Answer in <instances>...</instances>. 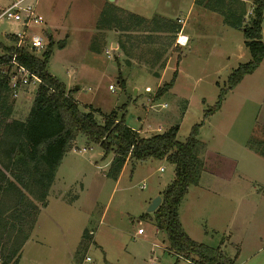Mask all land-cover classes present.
I'll use <instances>...</instances> for the list:
<instances>
[{"label": "rangeland", "instance_id": "obj_1", "mask_svg": "<svg viewBox=\"0 0 264 264\" xmlns=\"http://www.w3.org/2000/svg\"><path fill=\"white\" fill-rule=\"evenodd\" d=\"M120 1L116 9L150 17L145 20L154 24L178 27L177 18L183 19L188 46H175L160 64H127L116 45L110 46L116 37L97 31L106 0H36L43 25L31 31L43 38L44 48L51 43L48 72L71 91L80 111L95 110L99 123L114 111L141 136L176 126L179 142L198 125L205 167L200 186H190L179 204L181 226L192 240L219 247L235 264H264V157L247 146L249 140L264 145V57L227 91L221 108L204 117L227 89L231 72L250 60L242 31L224 20L231 15L224 18L217 8L192 0ZM245 3L248 22L254 6L252 0ZM17 30V24L0 21V42L13 45L10 34ZM174 73L173 87L156 96ZM33 95L26 88L10 98L14 118H25ZM111 159L85 135H76L57 167L47 205L18 251V264H195L169 251L146 205L153 191L162 192L173 180L174 165L156 158L128 161L114 180L107 176Z\"/></svg>", "mask_w": 264, "mask_h": 264}, {"label": "trees", "instance_id": "obj_2", "mask_svg": "<svg viewBox=\"0 0 264 264\" xmlns=\"http://www.w3.org/2000/svg\"><path fill=\"white\" fill-rule=\"evenodd\" d=\"M195 2L217 8L224 18L231 15L229 21L224 20L229 26L242 31L244 45L250 55L248 62L239 64L231 72L227 89L220 90L214 106L204 113L206 117L221 108L227 91L251 74L264 57V42L261 40L264 0L252 1L254 7L248 22L244 21V16L235 14L241 9V2H230L227 15L224 0ZM107 9L104 11L112 9L110 3H107ZM117 18L120 28L121 18ZM153 25L157 26L136 14L125 13L122 36L129 43V50L135 49L139 53L138 60H145V52L153 54L150 50L145 51V44L152 37L145 31L150 26L152 29ZM158 27L164 33L168 29L176 32L179 28L174 25L169 28L164 22H160ZM115 28L119 30L117 25ZM11 38L13 45L8 47L0 42V49L3 50L0 55V264H18V251L30 236L41 209L47 205V195L57 167L79 133L98 144L104 156H112L107 176L114 180L128 161L136 163L156 158L173 164L174 178L161 192V203L152 212L157 230L166 235L169 251L195 264H235L234 259L224 256L219 247L213 248L192 240L179 220V204L189 187L198 184L205 167L203 154L206 146L197 139L198 125L193 127L184 142H179L176 126L162 133L141 136L126 125L124 115L117 118L114 111L104 115L102 123H99L94 116L95 110L80 111L71 91L48 72L51 43L39 57L27 48L16 47V38ZM166 39L169 38L164 37ZM13 57L40 79L24 119L12 116V97L5 70ZM175 75L157 89L156 96L172 87ZM120 82L124 84L122 79ZM259 143L249 140L247 146L264 157V145Z\"/></svg>", "mask_w": 264, "mask_h": 264}, {"label": "built area", "instance_id": "obj_3", "mask_svg": "<svg viewBox=\"0 0 264 264\" xmlns=\"http://www.w3.org/2000/svg\"><path fill=\"white\" fill-rule=\"evenodd\" d=\"M6 1L5 4H0V21L8 20L20 27V30L10 34L16 38L15 46L24 47L33 52L42 51L44 49L43 38L31 31L34 26L43 25V17L37 10L36 0ZM177 22L181 23L182 26L184 24V20L180 18ZM175 43L179 46L187 44V36L182 33V28L176 37ZM5 74L13 99L18 98L20 93L26 88H30V91L34 93L40 83L39 77L18 63L14 57L9 62V65H7ZM109 89L113 90V87L109 86ZM161 106L165 107V104ZM157 130H160V128H157ZM136 131L138 132V130ZM86 260H89V258L87 257Z\"/></svg>", "mask_w": 264, "mask_h": 264}, {"label": "crops", "instance_id": "obj_4", "mask_svg": "<svg viewBox=\"0 0 264 264\" xmlns=\"http://www.w3.org/2000/svg\"><path fill=\"white\" fill-rule=\"evenodd\" d=\"M192 1H194V3L197 4L195 2V0H192ZM224 1H226V3H227V5L225 6V10L229 9V3L230 2H233V1L241 2V9H239L237 11V13H235V14L237 16H241V15L245 16L244 13H245V8H246V3H245L246 0H224ZM117 2H118V0H113V2H109L108 0H106V5H107V3L108 4L110 3L112 9H110L109 12H105L104 11L105 9L100 11V14H99V16H100V18H99L100 19V21H99L100 27H98L97 31H99V32L109 31L112 33V38H113V35L116 37L115 41H110V46L113 47L114 45H116V48L114 50L115 53H117L118 55H122L127 64H131V65L138 64V65H142V66H151V65H155V64H160L162 62L161 60H164V58L167 55L171 56V50L175 46L176 47H183V46L176 45L175 40H176V37H177L181 28H182V33L184 34V24H183V26L181 24V26H179V28H177V30L175 29L176 32H174V29L173 30L168 29V31H166V33H164V32H161L159 27H158L160 22H157L156 27L153 25V27L151 29V26H150V28L145 31V34L152 35V37L150 39H148L147 43L145 44V51L150 50V51H152L151 53H153L152 55H150L149 53L145 52V54L152 56L153 58H156V60H154L153 64H151L152 62L147 60L148 57L145 60L144 59H139V60L136 59L138 57V55H137L138 53L137 52L135 53V51H133V50H131V51L129 50V47H130L129 43H126L125 38L122 36V32H124L123 29L125 28V13L130 12V11L125 9V8L116 9L115 7L118 5ZM119 2H121V1L119 0ZM114 3H116V4H114ZM202 7H204V6H202ZM117 17L121 18L120 19V21H121L120 28H119V24L117 22L118 21ZM145 18H150V17H145ZM178 19L179 18H177V20ZM115 25H117V27L119 28L120 31L117 28H115ZM51 27H52L51 25H49L47 27L48 33H50V31H52ZM185 36H187V35H185ZM164 37L165 38L168 37L169 39L164 40ZM189 40L190 39L187 36V44L184 47L188 46ZM133 59H136V60L134 61ZM172 87H173V85H172ZM77 88L78 87H76V89ZM135 93H136V90H135ZM134 130L139 131V129H134ZM210 173H211V175L214 176L216 171L209 172V174ZM215 176H217V175H215ZM201 177H202V175H201ZM201 177H200L199 183L201 181ZM199 183H198V186H200ZM160 192L161 191H159V190L153 191L148 196V200L146 202V205L150 204L152 199L155 198L157 195H160L161 194ZM141 216H143V215H141Z\"/></svg>", "mask_w": 264, "mask_h": 264}, {"label": "water", "instance_id": "obj_5", "mask_svg": "<svg viewBox=\"0 0 264 264\" xmlns=\"http://www.w3.org/2000/svg\"><path fill=\"white\" fill-rule=\"evenodd\" d=\"M108 1L113 2V0H108ZM160 203H161V196L157 195L155 198H153V200L149 204L148 212L155 211L158 208V206L160 205Z\"/></svg>", "mask_w": 264, "mask_h": 264}]
</instances>
